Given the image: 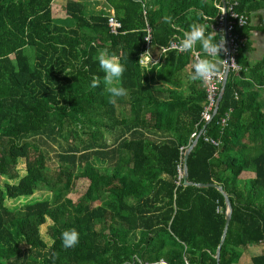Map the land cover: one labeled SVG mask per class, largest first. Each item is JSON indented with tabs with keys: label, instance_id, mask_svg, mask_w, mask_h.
<instances>
[{
	"label": "trees",
	"instance_id": "16d2710c",
	"mask_svg": "<svg viewBox=\"0 0 264 264\" xmlns=\"http://www.w3.org/2000/svg\"><path fill=\"white\" fill-rule=\"evenodd\" d=\"M55 1L0 0L1 259L218 264L225 198L213 188L184 186L180 178L193 134L206 131L188 158L187 179L221 186L231 203L219 264H240L250 246L262 248L250 263L264 264V56L251 62L253 33L264 36V0H238L236 11L249 18L235 29L246 40L237 56L241 73L230 75L211 123L202 121L204 83L189 78L193 52L170 51L157 66L139 60L147 25L156 48H167L194 22L214 31L216 0H107L100 11L101 0H69L63 18ZM112 16L122 24L118 34ZM103 48L126 66L121 83L128 95L115 101L97 60ZM94 76L98 87L91 86ZM55 146L53 175L49 150ZM246 173L255 179L243 178ZM80 180L88 187L74 201L69 195ZM43 189L48 197L30 201ZM71 228L79 244L65 249L61 234Z\"/></svg>",
	"mask_w": 264,
	"mask_h": 264
},
{
	"label": "clouds",
	"instance_id": "9594fccd",
	"mask_svg": "<svg viewBox=\"0 0 264 264\" xmlns=\"http://www.w3.org/2000/svg\"><path fill=\"white\" fill-rule=\"evenodd\" d=\"M137 2H140V0H137ZM163 19L168 24L173 22L171 16H165ZM213 33L217 32H209L205 23L194 22L188 30L184 31L183 36L179 37L177 42L173 44L176 50L188 53L194 52L199 46V53L195 56L189 77L193 82L200 81L203 83L215 78L221 72V61L228 66L236 63L233 60L229 65L228 61L220 58L221 53L227 54L228 52L226 38L223 34H220L221 38L217 40ZM143 56L144 54L140 57L139 62H143L141 59ZM97 60L100 69L104 73L103 84L112 100L115 101L116 98L127 96L128 90L121 83L126 66L121 62L119 56L115 52H110L108 48H103L99 50ZM100 83V79L94 76L91 86L98 87ZM61 240L65 249L74 248L79 244L80 234L77 229L71 228L61 234Z\"/></svg>",
	"mask_w": 264,
	"mask_h": 264
},
{
	"label": "built area",
	"instance_id": "2783aa9c",
	"mask_svg": "<svg viewBox=\"0 0 264 264\" xmlns=\"http://www.w3.org/2000/svg\"><path fill=\"white\" fill-rule=\"evenodd\" d=\"M215 2L216 7L219 9L220 12L218 20L216 24L212 26V29L217 32L216 34L219 38H221L220 34H223L225 36L227 42L226 47L228 49L227 54L221 53L220 58L228 61L229 65H231L233 60L236 63L232 66H228L226 64H223V62L221 61V72L210 81L203 82L207 92V104L203 111L202 120L204 123H211L214 120V114L218 107L219 99L222 95L223 85L226 76L228 74H236L239 76V74L241 73V68L237 63V56L239 49L246 42V40H240L238 35L235 34V29L236 27L243 28L249 24V18L246 15L238 13L236 11V8L238 6V0H226V6L224 5L223 0H216ZM146 13L147 12L144 9V15H146ZM110 27L112 28L115 34H118L119 31L122 29V24L115 18V16H112L110 18ZM146 31L148 33L146 37V46L145 51L143 53L144 56L141 58L143 61L141 62V65L143 67L157 66L160 63L161 57L170 51L177 52L179 54L185 53L178 51L173 47V44H175L177 40L170 42L167 48H156L153 43L152 30L149 25L146 26ZM155 49H158L159 51V55L157 57L154 55ZM198 53L199 52L197 51V49L193 52L194 58ZM229 120L230 114H227V116H225L220 123L222 126H227ZM202 132L203 135L206 133V131H201V133ZM201 133H194L192 136V141L195 142L196 139L201 136ZM206 140L211 141L216 146L220 145L218 141L211 140L208 137H206ZM182 177L183 170L180 169V178Z\"/></svg>",
	"mask_w": 264,
	"mask_h": 264
},
{
	"label": "rangeland",
	"instance_id": "374dc122",
	"mask_svg": "<svg viewBox=\"0 0 264 264\" xmlns=\"http://www.w3.org/2000/svg\"><path fill=\"white\" fill-rule=\"evenodd\" d=\"M69 0H59L58 1V3H57V16H59V17H62L63 18V16H64V8H65V5H66V3L68 2ZM75 1V0H74ZM78 1H85V0H78ZM95 2L94 0H87V2L88 3H90L91 5H94V3L93 2ZM106 4H107V0H101V2H99L98 3V8H97V10L98 11H100L102 8H104L105 6H106ZM253 36H254V33H253ZM261 37V36H260ZM257 39V36L255 35V39H254V48H255V51H256V46H257V41H258V39ZM255 51H254V53H255ZM154 52H157V55H159V51H158V49H155V51ZM264 56V52H263V54L260 56V55H257V56H255V58H256V60L255 59H253L251 62H254V61H257V59H261L262 57ZM108 138H110L109 136H108ZM58 150V147H56L55 146V149L54 150H49V157H50V159H52V162H49V169H50V171H51V173L54 175V173H55V171H56V160H55V152ZM37 156V153L35 152V151H33V152H31V156H30V161H31V159H34L35 157ZM22 169H25V165H22ZM3 183V181H1L0 182V184H2ZM87 187H88V185H87V182H84L83 180H80V181H78L77 183H76V186L73 188V190H72V192H71V194L69 195V197L71 198V199H73L74 201H78L80 198H81V196H82V193H84V191H85V189H87ZM49 196V192L48 191H46L45 189H43V190H41L40 192H38L35 196H34V198L33 199H30V201L31 200H39V199H43V198H46V197H48ZM10 205L12 206V207H14V206H17V203H15V202H11L10 203ZM98 204H96V206H97ZM42 229H43V234H44V237H45V240L47 241V242H49V240H48V238H47V235H46V229H47V225H45V226H43L42 227ZM24 248L26 249V250H28V246H26V245H24ZM261 250H262V248H258V252L260 253L261 252ZM251 253H252V251H251ZM250 253H248L247 254V256H245L244 258H242V261H241V263L240 264H251L250 263ZM0 264H13V262H6V261H3V259H1V257H0Z\"/></svg>",
	"mask_w": 264,
	"mask_h": 264
},
{
	"label": "water",
	"instance_id": "95a60500",
	"mask_svg": "<svg viewBox=\"0 0 264 264\" xmlns=\"http://www.w3.org/2000/svg\"><path fill=\"white\" fill-rule=\"evenodd\" d=\"M223 3L226 6V0H223ZM229 78H230V75L228 74L226 76V78H225V82H224L223 90H222V95H221V97L219 99V104H218V107H217V109L215 111L214 118L219 113L220 106H221V104L223 102V99L225 97V94L227 92ZM202 135H203V132L201 133V136ZM201 136L198 139H196V141L193 143V145L190 146L187 149L186 153H185V157L183 158V180H184V186H197L199 188H204V189L213 188V189H216L217 191H219L225 198L226 207H227L226 224H225L224 232H223V235H222L221 243H220V245L218 247V250L216 252V258H217V262L219 264V262H220V252H221L222 246L224 244V241L226 239L230 222L232 220L233 209H232V206H231V203L229 201L228 196L224 193L225 192L224 188H222L221 186L216 185V184H214V185L195 184V183L189 182L188 179H187L188 178V173H187V165L186 164L188 162V158H189L190 154H192V152L194 151L195 147L198 145Z\"/></svg>",
	"mask_w": 264,
	"mask_h": 264
},
{
	"label": "crops",
	"instance_id": "0c3cea01",
	"mask_svg": "<svg viewBox=\"0 0 264 264\" xmlns=\"http://www.w3.org/2000/svg\"><path fill=\"white\" fill-rule=\"evenodd\" d=\"M58 1L59 0H56L55 1V6H54L55 13H57V7H58L57 6V3H58ZM71 1H74V0H71ZM75 1H78V0H75ZM254 36H255V34H254ZM257 39H258V41H257L256 51H255V48H254L255 53L253 51V53L251 55V59L252 60L253 59L256 60L255 56H257V55H260L261 56L263 54V52H264V36H261V37L260 36H257ZM154 55L157 57L158 56L157 55V52H154ZM257 60H260V59H257ZM243 178H245L247 180L255 179V174L254 173H246ZM258 248L259 247H252V246H250L248 249L245 250V253H244L243 258L245 256H247L248 253H250V257L253 256V255H255V254H257V253L259 254ZM251 251H252V253H251Z\"/></svg>",
	"mask_w": 264,
	"mask_h": 264
}]
</instances>
